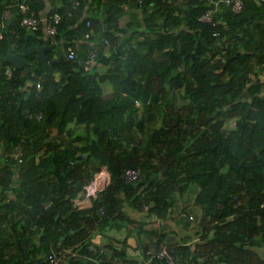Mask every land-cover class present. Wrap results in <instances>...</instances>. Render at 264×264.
<instances>
[{
    "label": "trees",
    "instance_id": "16d2710c",
    "mask_svg": "<svg viewBox=\"0 0 264 264\" xmlns=\"http://www.w3.org/2000/svg\"><path fill=\"white\" fill-rule=\"evenodd\" d=\"M128 8L127 27L99 34L100 15L117 22ZM7 9L1 43L51 45L45 54L57 61L30 54L9 75L10 62L0 68V222L34 252L0 264H42L59 247L74 255L68 264H138L163 241L175 264H264V0H243L239 12L225 0H0V22ZM27 14L37 28L23 24ZM71 122L86 131L68 132ZM101 165L108 185L80 197ZM129 168L138 179L126 181ZM180 200L199 218L193 244L148 219L170 216ZM15 215L20 228L9 227ZM123 227L136 234L139 260L115 238L93 240Z\"/></svg>",
    "mask_w": 264,
    "mask_h": 264
},
{
    "label": "crops",
    "instance_id": "0c3cea01",
    "mask_svg": "<svg viewBox=\"0 0 264 264\" xmlns=\"http://www.w3.org/2000/svg\"><path fill=\"white\" fill-rule=\"evenodd\" d=\"M131 12H132V10L128 8L127 9V13H125L122 16V18L120 20H118L117 22L110 21L108 16L106 15V13H103L102 15H100L99 22L101 24V28L102 29L99 31V34H101L103 31L114 30L116 26L127 27L128 26V22L131 20L130 19ZM0 43H1V41H0ZM118 43L119 44H117V45L109 44L106 47V49H105L104 55L105 56H110L112 54V52L115 53V52L119 51L120 50V47H119L120 41H118ZM10 44L11 43H7L6 44L4 42H2L0 44L1 47H2V48H0L2 54H5L8 51V48H9ZM12 46H13V48H14V50L16 52L22 50V49L21 50H17L15 48V44H12ZM55 49H56V47H55ZM30 54H36V53H30ZM30 54L27 55V59L32 62V60L29 58ZM34 62H35V64L37 63V55H36V59L34 60ZM4 64H5V62L4 63H0V68H2L1 66L4 65ZM11 65L8 64L7 66H5L6 67V71L5 72L8 75L11 74V71H12L13 68H17L12 63H11ZM24 65H27V64H24ZM107 67L108 66L100 65L97 68V70L99 72H104L107 69ZM0 71H1V69H0ZM7 71H9V73ZM58 76H59V73H58ZM111 88H112L111 86L107 85L106 89L110 90ZM124 90H128V89L124 86ZM173 94H174L175 98H177V99L180 98V90H179V88L174 89L173 90ZM67 131L68 132L71 131V133H73V131L74 132L83 133L86 130H85L84 127L76 125L75 122H71L70 125L67 128ZM55 132H56V130H55ZM184 202L185 201H181V200L178 201L177 202L178 205L173 209L174 213L172 214V218L168 222L170 230L167 231V235L169 237L176 238L179 241V243L187 242V243L193 244L195 242H198V239H196V238L198 236V230L201 228V225H200V222H199V218H197L196 220L188 219V216L186 214L191 213L192 211L187 210L186 207H184ZM135 212L136 213L134 214V216H138L137 218H140V217L144 218L145 215H146V214H144V216H143L140 213L141 216H139L138 211L135 210ZM18 218L19 217H17V215H15L13 217L11 222H9V223H12L11 225H9L10 228L13 227L16 224H17V227L20 228V223L18 222ZM148 219L152 221V219H156L157 220V219H159V217L155 216V218H154L153 216H149ZM7 224L8 223L0 222V228L4 229V230L2 229L0 231V242L2 240V243L5 242V244H6L5 248L0 251V263L2 262L3 258L4 259L13 260V261H16V262H18L19 260H30V259H32L33 257H30V255L33 254L34 252H30L29 251V247H27V249L21 248L19 242L17 241V238L14 235L11 236L10 239L7 237V233L5 231V230L9 231L8 229H5V227L8 226ZM156 226H158V225H156ZM124 229H128V228L123 227V230ZM115 230L116 229L106 228V229H104L102 231L95 232L93 234V240L96 243H98V244H103V243L108 242V238L107 237H112V238L115 237V239H117L116 236L118 234L117 233L115 234ZM121 230H119V231H121ZM116 232H118V230H116ZM128 232H129V229H128ZM133 236H134V234L127 237V234H126V237L124 236V238L126 240H119V242H118L117 241L118 239H117L116 241L118 243H120V244L121 243L124 244V242H125V244L128 243L129 246H131V248L132 247L136 248L138 246L137 239H135V237L132 238ZM103 237H104V239H103ZM131 239H134V241L131 242ZM183 240H185V241H183ZM27 245H29V244H27ZM138 251H140V249ZM3 255H4V257H3ZM205 258L206 257L204 256L203 259H205ZM74 263H76V262H74ZM115 263H117V262H115ZM117 264H119V263H117ZM193 264H198V261L194 262Z\"/></svg>",
    "mask_w": 264,
    "mask_h": 264
},
{
    "label": "built area",
    "instance_id": "2783aa9c",
    "mask_svg": "<svg viewBox=\"0 0 264 264\" xmlns=\"http://www.w3.org/2000/svg\"><path fill=\"white\" fill-rule=\"evenodd\" d=\"M225 1L227 3L232 4V9L235 12H239L243 7V0H225ZM22 11L26 12L25 6H22ZM213 12L214 10L210 9L206 13L202 14L199 18L202 21L209 22L212 20ZM10 17H11V11L7 9L4 13L5 21L0 22V40L4 39V30L6 26L5 22ZM61 20H62V15L60 13H55L51 16V22H49L48 27H47L48 34L55 35L57 33L58 24L61 22ZM22 21L24 25L31 27V28H37L41 22L34 16V14H27L26 16L23 17ZM88 24L90 25V21H88ZM90 35H91L90 32H86L84 34L86 39L90 38ZM66 56L67 58L76 57V52L72 46L68 47ZM7 72L9 73V71ZM37 86L40 87L41 86L40 83H38ZM32 116H34L32 115V113L29 114V117H32ZM41 116H42L41 114H38V117L41 118ZM15 156L19 158L20 154L17 153L15 154ZM19 159L21 160V158ZM139 175H140L139 170L134 169V168H129L124 172V178L126 179L127 182H131L133 180L138 179ZM109 181H110V172H109L108 167L106 166V168H103L102 170L100 167V169L94 174L91 180H89L84 185L85 191L81 194L80 197H88V196L97 197L98 193L106 188ZM82 206H85V205L82 204ZM190 217L193 218L192 215ZM171 245H172L171 243L163 241L160 243L158 249H155V250L148 249L147 250L148 258L144 260L143 263L148 264L154 261V259H156L160 262L165 260L167 264H175L176 259L174 258L172 254L173 248ZM69 256H74V255H70L69 251H66L62 249L61 247H59L49 252L46 255L42 264H68L69 258H70Z\"/></svg>",
    "mask_w": 264,
    "mask_h": 264
},
{
    "label": "water",
    "instance_id": "95a60500",
    "mask_svg": "<svg viewBox=\"0 0 264 264\" xmlns=\"http://www.w3.org/2000/svg\"><path fill=\"white\" fill-rule=\"evenodd\" d=\"M51 45H30L27 41L21 51H15L12 44L9 45L8 51L2 54L0 50V63L10 62L15 67H22L24 64H31L32 62L27 59V55L30 53H36L37 58H42L47 66H51L56 62V59L48 60L45 54L47 49H51Z\"/></svg>",
    "mask_w": 264,
    "mask_h": 264
},
{
    "label": "rangeland",
    "instance_id": "374dc122",
    "mask_svg": "<svg viewBox=\"0 0 264 264\" xmlns=\"http://www.w3.org/2000/svg\"><path fill=\"white\" fill-rule=\"evenodd\" d=\"M263 76H264V74H262ZM233 122L231 123V126H233ZM103 168H106V165H102L101 166V170L103 169ZM136 212H135V210L134 209H130V211H128V215L129 216H131V217H134V218H136L137 219V217L138 216H134V214H135ZM141 213V215H143L144 216V214L146 213L145 211H143V212H140ZM174 213V212H173ZM141 215H139V216H141ZM155 216L156 215H153V217L155 218ZM172 218V213H171V215L170 216H168V217H166V218H159V219H152V221H151V224L152 223H154V225L156 224V225H158L159 227H162V226H165V225H168L169 223V221H170V219ZM191 220H195L194 218H190ZM163 220V221H162ZM165 222V223H164ZM129 224V223H128ZM118 234L117 236H116V238L118 239H116L118 242H119V240H123V238H124V236H126V234L128 233V229H122L121 231H118V232H116V230H115V234ZM135 237V239H137L136 238V234H134V236L132 237V238H134ZM115 238V237H114ZM103 239H104V237H103ZM115 240V239H114ZM134 241V239H131V242H133ZM118 242H116V244H119V246H121V245H123L122 243L120 244V243H118ZM153 242H154V239H153ZM127 243V242H126ZM128 244V243H127ZM127 244H125V242H124V245L126 246V250H127V254H128V256L129 257H131L132 258V260L133 261H136V260H139V256H141L140 255V251H138L139 250V248H138V246L135 248V247H132L131 248V246H129V244L127 245ZM156 245L157 244H152L150 247H156ZM128 247V248H127ZM201 256V255H200ZM140 262H138V264H145V263H143L141 260H139ZM120 263H122V261H120ZM130 264H132V263H130Z\"/></svg>",
    "mask_w": 264,
    "mask_h": 264
},
{
    "label": "clouds",
    "instance_id": "9594fccd",
    "mask_svg": "<svg viewBox=\"0 0 264 264\" xmlns=\"http://www.w3.org/2000/svg\"><path fill=\"white\" fill-rule=\"evenodd\" d=\"M40 88V87H39Z\"/></svg>",
    "mask_w": 264,
    "mask_h": 264
}]
</instances>
